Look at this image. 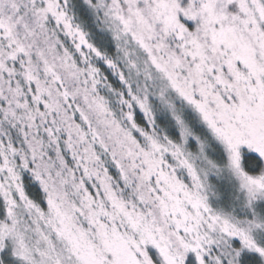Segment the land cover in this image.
<instances>
[{
    "label": "snow or ice",
    "instance_id": "snow-or-ice-1",
    "mask_svg": "<svg viewBox=\"0 0 264 264\" xmlns=\"http://www.w3.org/2000/svg\"><path fill=\"white\" fill-rule=\"evenodd\" d=\"M0 264H264V0H0Z\"/></svg>",
    "mask_w": 264,
    "mask_h": 264
}]
</instances>
